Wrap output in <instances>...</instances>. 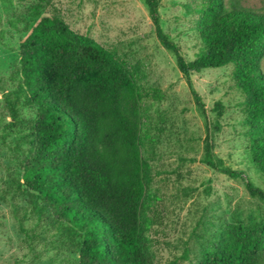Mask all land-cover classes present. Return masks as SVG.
Returning <instances> with one entry per match:
<instances>
[{
	"label": "trees",
	"instance_id": "1",
	"mask_svg": "<svg viewBox=\"0 0 264 264\" xmlns=\"http://www.w3.org/2000/svg\"><path fill=\"white\" fill-rule=\"evenodd\" d=\"M160 45L175 57L206 135L202 162L231 179L244 175L213 156L223 106L209 121L192 76L232 66L242 94L246 163L264 179V0L259 9L240 0H189L198 52L190 61L159 22L160 0H142ZM24 31H27L25 28ZM12 88L3 94L10 122L27 144L16 189L36 221L53 229L76 264H154L146 232L154 218L150 167L142 155L141 90L109 50L74 32L58 16L40 18L18 45ZM25 109L28 117L22 116ZM248 195L264 190L246 180ZM14 199V198H13ZM22 218V219H23ZM189 248L181 255L187 259ZM189 264H264V219L218 228ZM169 264H177L176 260Z\"/></svg>",
	"mask_w": 264,
	"mask_h": 264
},
{
	"label": "rangeland",
	"instance_id": "2",
	"mask_svg": "<svg viewBox=\"0 0 264 264\" xmlns=\"http://www.w3.org/2000/svg\"><path fill=\"white\" fill-rule=\"evenodd\" d=\"M187 2L160 0L159 22L190 61L198 52V40L183 7ZM240 3L259 9L263 0ZM54 15L112 52L140 87L142 155L150 167L153 195L148 216L154 218L145 235L154 264H189L218 228L264 219V202L250 197L245 188L248 179L264 190V179L246 163L243 96L234 86L231 65L202 70L192 76V85L209 121L215 119V103L224 108L212 154L232 170H242L237 179L202 162L204 116L174 55L158 42L142 0H0V264H76L77 255L62 245L53 229L38 223L29 208L25 218L21 210L14 213V205L29 207L15 183L27 144L19 140L21 131L14 132L21 126L7 127L10 118L3 102L14 82L19 42L40 18ZM21 112L28 117L25 109ZM185 247L187 259L181 257Z\"/></svg>",
	"mask_w": 264,
	"mask_h": 264
}]
</instances>
